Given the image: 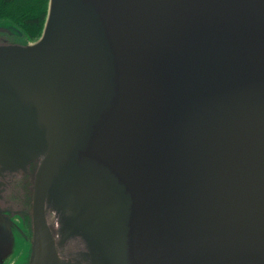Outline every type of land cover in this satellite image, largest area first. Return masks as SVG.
I'll return each instance as SVG.
<instances>
[{
  "label": "water",
  "instance_id": "obj_1",
  "mask_svg": "<svg viewBox=\"0 0 264 264\" xmlns=\"http://www.w3.org/2000/svg\"><path fill=\"white\" fill-rule=\"evenodd\" d=\"M30 165L29 264H264V0H49L0 37V178Z\"/></svg>",
  "mask_w": 264,
  "mask_h": 264
},
{
  "label": "flooded vegetation",
  "instance_id": "obj_2",
  "mask_svg": "<svg viewBox=\"0 0 264 264\" xmlns=\"http://www.w3.org/2000/svg\"><path fill=\"white\" fill-rule=\"evenodd\" d=\"M0 37L13 43L9 35L0 34ZM34 170L35 166L30 165L27 171L0 178V233L6 234L0 239V256L6 253L11 234L13 236L11 250L6 258L0 259V264H29Z\"/></svg>",
  "mask_w": 264,
  "mask_h": 264
},
{
  "label": "trees",
  "instance_id": "obj_3",
  "mask_svg": "<svg viewBox=\"0 0 264 264\" xmlns=\"http://www.w3.org/2000/svg\"><path fill=\"white\" fill-rule=\"evenodd\" d=\"M48 2L49 0H0V23L7 22L18 31L10 35L13 42L26 44L41 36Z\"/></svg>",
  "mask_w": 264,
  "mask_h": 264
},
{
  "label": "rangeland",
  "instance_id": "obj_4",
  "mask_svg": "<svg viewBox=\"0 0 264 264\" xmlns=\"http://www.w3.org/2000/svg\"><path fill=\"white\" fill-rule=\"evenodd\" d=\"M3 23H6V24H9V23H7V22H3ZM8 35V34H7ZM10 36V35H9Z\"/></svg>",
  "mask_w": 264,
  "mask_h": 264
}]
</instances>
